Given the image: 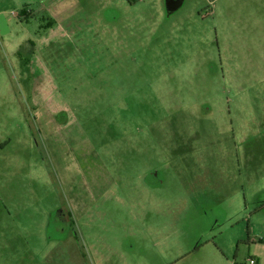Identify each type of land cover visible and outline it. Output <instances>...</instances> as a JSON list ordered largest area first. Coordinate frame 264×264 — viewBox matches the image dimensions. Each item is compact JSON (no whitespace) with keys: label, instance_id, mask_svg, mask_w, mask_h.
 <instances>
[{"label":"rangeland","instance_id":"1","mask_svg":"<svg viewBox=\"0 0 264 264\" xmlns=\"http://www.w3.org/2000/svg\"><path fill=\"white\" fill-rule=\"evenodd\" d=\"M0 15V259L245 264L264 248V0Z\"/></svg>","mask_w":264,"mask_h":264},{"label":"crops","instance_id":"2","mask_svg":"<svg viewBox=\"0 0 264 264\" xmlns=\"http://www.w3.org/2000/svg\"><path fill=\"white\" fill-rule=\"evenodd\" d=\"M0 24L5 25V20H4V18H3L2 15H0ZM253 242H255V241H253ZM3 243H6V244H7L6 241H3ZM263 245H264V244H263ZM263 247H264V246H263ZM249 256H253V257H255L256 260H257V264H264V262L262 261V260H263L262 258H264V248L261 249V250H259V252L257 251V253H254V254L249 255ZM21 257H22V256H21ZM21 257H20V260H21ZM6 260H7V261H6ZM260 260H261V261H260ZM16 262H17V261H15L14 264H16ZM0 264H12V263H11V260H8V258L1 257V259H0Z\"/></svg>","mask_w":264,"mask_h":264},{"label":"built area","instance_id":"3","mask_svg":"<svg viewBox=\"0 0 264 264\" xmlns=\"http://www.w3.org/2000/svg\"><path fill=\"white\" fill-rule=\"evenodd\" d=\"M245 264H257V261H256L255 257L248 256V258L245 261Z\"/></svg>","mask_w":264,"mask_h":264}]
</instances>
